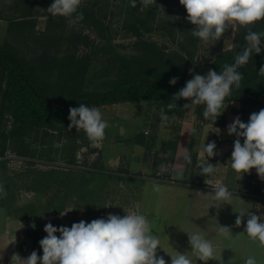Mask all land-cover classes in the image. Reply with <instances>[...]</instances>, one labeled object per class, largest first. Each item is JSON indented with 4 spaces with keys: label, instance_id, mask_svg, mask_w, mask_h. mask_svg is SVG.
I'll return each mask as SVG.
<instances>
[{
    "label": "rangeland",
    "instance_id": "obj_1",
    "mask_svg": "<svg viewBox=\"0 0 264 264\" xmlns=\"http://www.w3.org/2000/svg\"><path fill=\"white\" fill-rule=\"evenodd\" d=\"M53 2L0 0V19L7 24L29 10L38 22L36 29L43 31L52 16L47 8ZM81 6L95 8L109 27L114 43L124 46L121 52L127 56L134 54L131 44L142 36L173 50H188L190 55L192 48H197L190 58L195 61L199 54L209 55L230 45L237 32L229 30L219 41L202 42L192 35L194 26L187 21V12L179 0H156L143 8L140 0L136 7H132L131 0H93L90 5ZM81 28L80 24H69L68 32ZM261 31L264 21L258 29ZM30 37L27 30L7 34L0 28V43L10 41L22 56H28ZM261 41L264 45V37ZM70 50L64 46L62 53ZM102 68L100 63L94 65L89 89H95L104 80L100 77ZM3 129L10 131L9 120L4 122ZM139 152L141 149L131 153L134 159L127 153L120 154L106 166L102 150L75 128L63 133L33 130L21 140L1 141L0 185L7 196L0 197V256L4 258L0 264H12L14 254L27 258L36 251L42 257L39 241L46 237L44 227L49 222L57 228H71L80 221L107 219L109 214L123 217L131 211L145 215L151 222L153 234L161 240L162 249H157V255L166 264H171L169 255L176 251L186 253L193 264H204L191 252L188 234L193 232H200L215 247L217 261L207 264H244L249 255L256 257L257 264H264V248L243 233L247 215L239 227L235 226L241 211H251L264 220V193L246 196L243 194L247 192L229 190L233 194L231 203L217 202L214 190L198 189L174 179L169 162L160 164L147 146L143 159L150 162L149 172L140 173ZM156 187L160 191H155ZM219 225L230 227L233 237L220 235Z\"/></svg>",
    "mask_w": 264,
    "mask_h": 264
},
{
    "label": "trees",
    "instance_id": "obj_2",
    "mask_svg": "<svg viewBox=\"0 0 264 264\" xmlns=\"http://www.w3.org/2000/svg\"><path fill=\"white\" fill-rule=\"evenodd\" d=\"M83 1L90 5L93 0ZM79 11L84 18L77 24L82 28L71 32H68V19L62 16H50L45 29L38 31V22L29 10L7 21L9 34L27 30L31 37L28 56L17 53L10 41L0 43V142L21 140L33 130L63 133L70 124L69 109L79 107L80 103L98 108L145 101L160 112L161 107L172 102V96L186 86L190 58L142 36L131 44L134 54L127 56L121 52L124 46L114 43L109 27L95 8L81 6ZM262 22H257L252 30L258 32ZM247 32L244 27L237 29L233 48L216 57L213 70L220 72L225 64L234 63L235 56L246 46ZM64 46L71 50L63 54ZM97 63L103 65L100 77L104 80L95 89H89V77ZM262 66L264 46L260 54H253L250 61L238 69L242 74L240 87H233L232 95L225 99V103L239 101L242 104L238 113L247 108L258 112L264 109V76L258 74ZM173 77L179 78L175 85L169 83ZM186 103L190 101L178 100L177 108L165 107V114L184 117ZM6 120H9L10 131L3 129ZM217 124L225 125L224 121ZM200 169L192 172L187 184L206 186L208 175H200ZM262 180L252 169L248 173V193L262 195Z\"/></svg>",
    "mask_w": 264,
    "mask_h": 264
},
{
    "label": "clouds",
    "instance_id": "obj_3",
    "mask_svg": "<svg viewBox=\"0 0 264 264\" xmlns=\"http://www.w3.org/2000/svg\"><path fill=\"white\" fill-rule=\"evenodd\" d=\"M82 2L83 0H54L47 11L52 16L67 18L74 25L84 18L79 11ZM136 3L137 0H131L132 7H136ZM140 3L143 8L156 3V0H140ZM179 3L187 12V21L194 26L192 35L204 43L219 41L229 30L240 27L248 29L246 46L235 56L233 64H225L220 72L210 69L206 76L194 74L186 82V86L172 96V102L160 109L161 122L167 123L170 118L165 114V107L169 110L177 108L178 100L190 101L183 105L184 109L203 104L204 119L214 124L223 113L225 99L232 95L233 87H240L242 74L238 69L246 65L253 54H260L264 46L261 41L264 31L252 30L257 22L264 21V0H179ZM258 74L264 76V66L259 69ZM178 79L173 77L169 83L175 85ZM68 119V131L73 128L82 130L92 144L99 145L105 139L108 123L103 119L99 108L80 103L79 107L69 109ZM215 131L219 133V129ZM227 132L236 137L230 159L232 170L243 175L255 169L258 176L264 179V109L252 113L247 123L242 122L239 116L235 117L227 126ZM203 152L208 158L217 155L215 142L204 144ZM184 160L191 163V155L187 149ZM215 170V165L209 163L208 159L201 167L200 175H211ZM154 190L160 191L159 187ZM6 196L5 188L0 185V197ZM232 196L227 186L220 183L215 185V201L230 204ZM245 215L248 218L243 233L264 248V220L260 216L251 211H241L235 226L241 225ZM44 231L47 235L39 241L42 257L36 251L27 258L14 254L12 264L13 261L15 264H166L165 259L157 255V249H162L161 240L153 234L151 222L145 215L135 211L127 212L123 217L109 214L107 219H94L90 223L80 221L73 223L71 228H57L49 222ZM57 232L59 236L56 235ZM218 232L225 238L233 237L228 226L219 225ZM188 237L191 252L197 260L204 264L210 260L217 261L216 250L210 240L200 232L189 233ZM169 256L171 264H193L186 253L176 251L175 255ZM244 264H257V259L254 255H249Z\"/></svg>",
    "mask_w": 264,
    "mask_h": 264
},
{
    "label": "crops",
    "instance_id": "obj_4",
    "mask_svg": "<svg viewBox=\"0 0 264 264\" xmlns=\"http://www.w3.org/2000/svg\"><path fill=\"white\" fill-rule=\"evenodd\" d=\"M4 22L0 19V28L6 30L8 34V22L7 24ZM206 46L208 45L206 44ZM233 46L234 41L232 40L230 45L224 46L216 52L212 51V54L202 53L196 57L195 61L190 59L191 64L186 80L192 79L194 74L206 76L210 69L213 70L216 57L220 53L232 49ZM175 50L191 58L195 56L197 48H192V55L188 50ZM190 70H192V74H190ZM98 108L103 119L107 121L108 127L105 130V139L95 146L102 150L106 166L111 165L120 154L126 155L127 153L128 157L132 158L131 153L141 149L137 156L141 166L139 172L148 174L147 166L150 165V162L145 163L143 159L144 149L147 146L156 154L160 164L169 162L172 167V176L176 180L189 181L192 172L194 173L197 168L204 166L209 159V163L215 165V172L208 175L205 187H194L214 190L215 185L220 183L227 186L229 190L244 191L247 193L243 195L256 196L248 193V173L238 174L231 168L230 159L236 137L227 132V126L233 122L235 117L239 116L242 122L247 123L252 113H258L255 108H247L243 113H238L242 110V104L239 101L225 103L224 111L222 109L223 113L217 117L214 124L204 119L205 105L203 104L193 105L186 110V114L182 118L168 116L170 119L167 123H162L161 113L145 101L119 103ZM217 121H224L225 125L220 126ZM192 129L195 131L193 132ZM215 129H219V133ZM139 140L141 143L138 142ZM211 142H215L217 145V155L208 158L203 152V146ZM241 143L243 144V138H241ZM185 149L191 155L190 164L184 160ZM209 186L213 188H209ZM261 192L264 193V179L261 181ZM3 261L4 258L0 256V263Z\"/></svg>",
    "mask_w": 264,
    "mask_h": 264
}]
</instances>
